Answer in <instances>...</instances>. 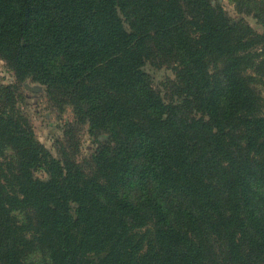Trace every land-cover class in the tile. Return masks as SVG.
I'll use <instances>...</instances> for the list:
<instances>
[{
    "label": "trees",
    "instance_id": "obj_1",
    "mask_svg": "<svg viewBox=\"0 0 264 264\" xmlns=\"http://www.w3.org/2000/svg\"><path fill=\"white\" fill-rule=\"evenodd\" d=\"M0 59L95 139L53 156L0 85V264H264V33L217 0H0Z\"/></svg>",
    "mask_w": 264,
    "mask_h": 264
},
{
    "label": "rangeland",
    "instance_id": "obj_2",
    "mask_svg": "<svg viewBox=\"0 0 264 264\" xmlns=\"http://www.w3.org/2000/svg\"><path fill=\"white\" fill-rule=\"evenodd\" d=\"M217 3L224 8L232 20H244L254 31L264 33V0H255L249 11H245L246 9L244 8L239 9L236 3L231 0H217ZM144 70L149 75L153 87L161 92L165 91L164 83L166 80L174 78L172 69L166 65L156 66L148 62L145 64ZM248 73L251 74L252 71L249 70ZM253 74L256 76V73ZM261 80H264V75ZM260 83L255 86L258 90H262L263 88ZM0 85L15 86L14 91L17 94L18 100L16 99V106L18 110L31 124L36 139L53 156H59L58 146L60 145L59 142L61 143L62 141L68 151L78 161L89 158L93 154L95 139L88 133L86 126L81 127L71 138H63L65 127L74 121L72 108L64 106L63 110H59L48 101L42 85L34 83L29 79L19 82L14 73L1 59ZM35 175L46 177L41 173H36Z\"/></svg>",
    "mask_w": 264,
    "mask_h": 264
}]
</instances>
